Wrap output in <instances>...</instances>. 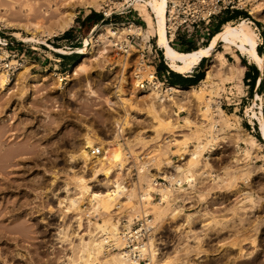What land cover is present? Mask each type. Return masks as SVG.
<instances>
[{
	"label": "rangeland",
	"instance_id": "rangeland-1",
	"mask_svg": "<svg viewBox=\"0 0 264 264\" xmlns=\"http://www.w3.org/2000/svg\"><path fill=\"white\" fill-rule=\"evenodd\" d=\"M60 1L62 0L0 2V51L6 50L0 57H6L9 53L6 59L27 61L25 71L15 69L7 76V72L0 69L2 76L5 75L0 85V206L3 204L6 209H10L23 203L21 208H24L22 211L18 209L20 212L15 216L21 219L28 217L26 223L29 226H26L32 227L35 240L41 241L40 245H31L36 247H31L30 250L26 249L27 244L30 245L26 241L22 248L12 240L8 241H12L16 247L1 241L0 247L8 250L3 254L5 259L8 257L7 264H30V258L20 259L17 256L28 252L30 257L31 253L36 255L35 251L40 249L41 255L38 256H41V264H81V251L73 248L77 245H71L78 244L80 238H87L91 231L95 235L100 234L95 226L96 222L102 223L105 218L115 220V215H118L126 223V219L131 220L140 213H149L154 224L151 236L154 256L146 261L148 264H264V134L257 122L258 116L264 118V20L258 17L259 14L264 15V0H242L234 12L225 11L217 18L218 22L221 17L233 12L230 22L236 23L241 17L249 21L248 24L257 33V43L261 47V53H258L263 56V68L250 61L234 45L226 47L222 41H215L212 51L204 58L202 69L205 72L212 52L220 51L226 61L234 65L232 78L217 85L212 81H198L195 85H202V92L191 97L189 102H183L181 108L170 100H159L152 94L158 107H161L162 117L171 118L176 125L171 130L163 125L159 133L154 131L156 123L146 113L147 107L144 105L152 97L148 95L150 91L139 86V82L148 77L151 67L142 64L143 68L137 73L141 76L135 77L133 65L138 60L137 51L122 52L118 45L108 43V50L100 54L99 43L86 61L79 60L82 51L90 46V39L98 38L100 32L106 31L103 25L110 24L108 22L112 20L113 24L110 25L117 26V22L119 26L124 20L132 19V16L135 25L141 24L140 31L134 32V40L144 43L149 37L153 45L159 47L158 53L165 58L162 47L157 44V36L147 29L142 12L135 6V0H96L100 3L98 8L85 6L77 0H67L69 5ZM126 3L135 9L123 14H113L91 27L88 22L81 21L88 14L91 18L99 13L104 15L102 11L108 13L110 9ZM37 4H40V17L44 21L41 20L42 27H15L14 23L17 21L23 22L30 18ZM251 6H255L258 11L256 14L248 11ZM60 7L62 10L73 11L71 24L56 34L45 37L41 32L39 36L41 28L49 29L52 25L55 27V19L58 21L62 15H58L59 12L62 13ZM146 8L153 15L148 5ZM237 11H241L242 15L235 17ZM46 17H51L54 21H48ZM7 21L12 24H6ZM217 22L214 21L213 24ZM124 26L128 27L127 24ZM14 30H19L21 35L15 36L12 33ZM178 38L180 42H168L175 49L190 50L207 44L211 36L203 40L200 36L197 39L183 35ZM16 39L22 42L16 44ZM12 40V43L3 45ZM57 57L59 59H55ZM157 62L159 63L158 60ZM71 67L74 69L68 78L67 70ZM167 67L171 69L168 65ZM246 67L256 70L253 87L245 77ZM34 73L39 75V79L33 81L35 84L32 86L31 74ZM190 73L191 71L180 74ZM217 73L220 74L218 71ZM61 76H64L62 80ZM258 78L261 79L260 83ZM115 89L120 91L119 96ZM207 97L213 102L209 111L204 113L201 109L206 104ZM217 106L223 109L228 124L218 121L210 128L208 126L212 118H219ZM185 116L193 119L191 126L182 124L181 118ZM210 133L217 139H210V146L202 150V163H199L198 168L196 166L197 170L193 171L191 181L181 172L175 171L177 176H181L180 181L185 182L174 190L162 188L163 193L170 195L171 199L165 203L156 202L150 192L153 189L151 178L164 171H172L177 164H183L189 156L188 148L197 143L199 136L205 138ZM248 134L261 142L253 149L250 147L249 151L245 149L248 148V141L241 140ZM88 138L91 139L90 145L102 146L101 154L90 155V145L85 143ZM179 139H183L188 146L183 147ZM117 142H120L119 145ZM81 148L89 156L87 162L82 161L79 156ZM111 149L115 151V159H110V162ZM103 155L110 162L104 166H110L112 172L106 173L101 168L93 174L95 163ZM167 157L172 163L159 173L157 167ZM120 161L122 165L119 168L116 163ZM144 161L147 165L143 172L138 173V166ZM78 178L80 181H77ZM176 178L178 177L175 176ZM115 181L120 182V188L125 192L132 188L135 195L129 200L124 194V198L113 199L107 212L103 207L98 208L101 209L100 212L92 210L95 200L91 197L99 194L107 196L114 188ZM82 185L85 186L84 190H89L82 192ZM143 186L150 195L147 201L142 202L138 194L145 190ZM78 194H81V209H72L71 212L64 210L67 205L66 197ZM155 206L165 207L162 218H155ZM11 212L6 214H12ZM96 212L99 213L98 216ZM7 218H12V215ZM77 220H80L79 225ZM10 222L12 225L13 221ZM10 222L7 224L10 225ZM62 228L66 232H60ZM18 232L13 233L22 237L23 233ZM106 248L91 264H102V258L110 257L111 252L118 250L115 244Z\"/></svg>",
	"mask_w": 264,
	"mask_h": 264
},
{
	"label": "bare ground",
	"instance_id": "bare-ground-1",
	"mask_svg": "<svg viewBox=\"0 0 264 264\" xmlns=\"http://www.w3.org/2000/svg\"><path fill=\"white\" fill-rule=\"evenodd\" d=\"M62 1H60V2H62V4H68V5L70 4L69 2H67V0H62ZM142 1H144V3L150 7L153 15L147 10L146 5H144V3ZM77 2L80 3V4H83L85 6L86 5H89V6H92V7H95V8H98V6H100V3L97 2L96 0H77ZM167 2H168V0H135V6L137 8H139L140 11L142 12V15H143L142 18H143V20L147 24V27H148L147 29L152 30V32H154L155 35L157 36V44L162 47V49L164 51V54L163 55L166 58V62L168 64V66L172 70H174L176 72H179V73H182V74L187 73V72H190L191 69L195 66V64L198 63L199 60H201L204 56L208 55V53L211 50L214 42L217 41V40L222 41L223 44H224V46H226V47H230L231 45H234L241 53L245 54L250 61H252L253 63H255L259 68H263V56L261 54H259L258 51H257V49H256V46L258 45V43H257V33L248 24L249 21L246 18H244V17H241L236 23H232L229 20L226 21V22H224L223 25H222V27H221V29L215 31L212 34L209 42L207 44L203 45V46H200V47H197V48L188 50V51H182V50L175 49L168 42L169 41V38L167 37V34H166V28L165 27H166ZM1 3H0V5H2ZM21 4L23 5V4H25V2L24 3H21ZM71 4H73V3H71ZM39 6H40V4L39 5L37 4V6H35V7L33 6L34 7L33 8V14L30 16V18L29 17L26 18V20L23 21V22L17 21L16 23H14L15 24V27L22 26V27H25L27 29H30V26H33V27H35L37 29L40 28V27H42V24H43L44 21L41 18L42 17L41 16V12H40L41 9L39 10ZM255 6H251L250 8L248 7V11L250 13L256 14V12H258V11L255 10ZM30 9H32V8H30ZM61 10L62 9L60 7V11ZM18 11H20V9ZM56 11H58L57 8H56ZM50 13H51V11H50ZM58 15H61V18L59 17V20L58 21L55 19V22H54L55 27H53V25H52V27L49 28V29H44V28L42 29L41 28L40 35L39 36H41V32H42V35H44L45 37H48L51 34H56L57 31L63 30L64 28L68 27L71 24V22L73 20V11H71V10L68 11L67 9L66 10L63 9L62 10V13L59 12ZM258 17L260 19L264 20V15H260L259 14ZM46 18H48V21H52V19H53L51 17H46ZM46 18H44V19H46ZM49 19H51V20H49ZM41 20L43 22H41ZM53 21H54V19H53ZM8 22L9 21H7L5 23L8 24V25H11L12 24V23H10V22L8 23ZM103 26L106 29V31L100 32L98 34V38L95 37L96 39L95 38L94 39L93 38L90 39V46L88 48H85L82 51L83 54L79 58L80 62L86 61V59H88L89 55H91L95 51V48H97L96 46L99 45V43L101 45V49H98V50L100 51V54H101V53H104V52H106L108 50L106 48L107 45H108V43L116 44L117 42L122 41V38H124V35H126L129 32L138 31L139 28H140L139 25H137V24L135 25L134 23H131L130 25H128V27L127 26H124L123 23H120L117 28L112 27V25H110V24H105ZM12 33L15 36H20L21 35L19 30H14ZM14 41L22 42L21 40H18V39L14 40ZM4 52L6 53V50L0 51V55L2 53H4ZM55 59H59V57H57ZM15 63H13L14 66H15V69H19V71H25V69L27 68V65H26L27 61L18 62V63L15 62ZM73 69L74 68L71 67V68H69L67 70L68 73H67L66 77H68V78L70 77V73L72 72ZM217 71L220 72L219 75H218ZM216 73H217V76H216ZM233 74H234V65H232L230 62L226 61L225 57L223 56V54L220 51H217V52L213 51L212 54H211V58H210V60L208 62V66L205 68L204 75L201 78V80H199V81L200 82L201 81L202 82L212 81L215 85H217V84H221L220 82H222L223 80L225 81V79H227V80L229 79L230 80V78H232ZM31 75H32L31 76L32 77V80H31L32 83H30V85L33 86L35 84V82H33V81L39 79L38 78L39 75L36 74V73L31 74ZM136 75H137V77H140L141 76L140 74H136ZM147 75H148L147 79L149 80L150 79V76H151V72H148ZM4 77H5V75L2 76V72H0V85H2V80H4ZM259 80H260V78L257 79V81H259ZM201 87H202V85H200V86L197 87L195 84L179 85V84H172V83L167 84L166 87H165V85H162L159 81L153 82L151 84V86L148 87L147 90H145V91H150V92H148V95H151L152 97L151 96H148V98L149 97H151V98L149 99V101L145 102L144 105H146V107H147L146 108L147 109L146 113L148 112L147 114L150 115V117H153V119H154V121L156 123L155 126H154V131H156V132L159 133L160 130L163 129V125H166L165 127L166 128H169L171 130L173 127L175 128L176 125H175V122H173V120L171 118H164V117H162V115L160 113L161 107H158V105L155 102V99L153 98V95L156 96V97H158L159 100H170L174 104L175 103H176V105L178 104V107L181 108L183 106L182 105L183 102H185V103H187V101L189 102V100H191V97H193L194 95H197L198 93L202 92L201 91V89H202ZM148 89H150V90H148ZM115 91H116V95L119 96L120 95V91L118 89H115ZM209 99L210 98H208V99L205 98V100H207V102L205 101L206 104H204L203 109H201L202 112H204V113L205 112L207 113L209 111L210 106H211L210 104L213 102V101H211ZM216 108H218V111L217 112L219 113V116H218L219 118H215V117L212 118V121H211L210 125L208 126L210 128L211 127H214L215 124H216V122H218V121L219 122H225V123L228 124V122H227L228 119H227L226 116H224L226 114H224L223 109L220 108V107H218V106ZM259 111H261V110L259 109ZM260 114H261V112H260ZM210 117H212V116H210ZM153 119H152V121H153ZM181 119H182V124H184V126H187L188 127V126H191V124L193 123V119H191V118H189L187 116H185V117H183ZM257 122L259 123V127H260L261 132L264 134V118H263V116H261V115L258 116V121ZM118 125H119L118 130L120 131L121 130V128H120L121 126H120L119 123H118ZM220 128H221V126H220ZM175 135L178 136V135H181V134H175ZM248 135H249V136H247L248 139H247V137L246 138L245 137L244 138H241L242 141H246V142L248 141L247 142L248 148H245L246 150H248L250 147L252 148L255 145H258L259 146L261 144V142L258 141L252 134H248ZM213 138H216V136H214V135L211 136V133L208 136L206 135L205 138H200V136H199V138H197V143L196 144H192L191 145V148H188L187 154L189 156H188V158H186V160L184 162H182L183 164H181V165L177 164L176 167H175V169H173L169 173H168V170L167 171H164L163 174L165 176L169 177V179H171V180H175V181L181 182L180 181L181 180V178H180L181 176L179 175L180 176L179 177V176H177V173H175V171H177V172H181L182 174H184V176H186L185 178H187L189 181H191V178L193 177V171L194 170H197L195 168H196V166L198 168V165L201 162L200 161V158H201L202 150L205 149V148H207L208 146H210V139H213ZM175 140H176V138L174 139V141ZM179 140L182 142L183 147H187L188 146L185 143V141H183V139H179ZM179 140H177V141H179ZM85 141H86L85 142L86 145H90L91 139L88 138ZM110 141H111V139H110ZM181 142H179V143H181ZM119 143L117 142L116 144L119 145ZM118 148H120V146ZM29 149H31V148H29ZM16 151H17V149H16ZM14 152H15V150H14ZM114 152L112 150V155H110V156H112V158H109V161H110V159H115ZM162 153H165V151L162 152ZM4 154H6V153H4ZM244 154H246V153H244ZM79 156L81 157L82 161H84V162H87L88 157H89L88 154H87V152H86V150L85 149H82V148L80 149ZM9 158H10V156H9ZM105 158H106V156L103 155L98 160V163L97 164L95 163V167L96 168H94V171L92 172L93 174H95L101 168H103L106 173H111L112 172V169L110 168V166H106V165L104 166L105 163H110L111 162V161L109 162V161L105 160ZM170 163H172V160L169 157L165 158L164 161L161 163V165H159L157 167L158 172L159 171H163L162 168L169 167L170 166ZM4 165H5V163H4ZM116 165H117V167L120 168L121 165H122L121 161L118 162V163H116ZM146 165L147 164L145 163V161L142 162V163H140L139 166H138V171H139L138 173H140L141 171L143 172V170L145 169L144 166H146ZM151 173H153V172H151ZM194 175H196V174L194 173ZM175 176L178 177V178L175 179ZM82 179L83 178H81V181H83ZM77 181H80V179L77 180ZM119 183H120L119 181H115L113 183L114 188L112 190H110V194H108L107 196H101L99 194V195H94L93 197H91V199L94 198V200H95V205L93 204L94 207L92 208V210L94 209L95 211L97 210L98 212H100L101 209L98 210V208H100V207L102 208L103 207V208H106L105 211L107 212L109 210V209L107 210V208L112 203L113 199L121 198V197H123V194H124V197H126L129 200V199H131L135 195V191L132 188L129 189L127 192H125L123 189L120 188ZM187 183H188V181H187ZM81 187H83V185ZM81 187L79 186V189L80 190H81ZM84 187H83V190H81L82 192L83 191L86 192V191L89 190V189L88 190L87 189L84 190ZM163 189H166V187L163 188ZM167 189H169V188H167ZM165 192H166V190H165ZM138 195L140 197L139 199H142V202H143V200H146L147 201V199L149 198V195L150 194H149V191L145 189L144 192L142 191V193H139ZM91 196H92V194H91ZM80 197H81V194H78V195H75V196H71V197H68V198L66 197L65 200H67V205H65L66 207L64 208V210H66L68 212H71L72 209H76V210L81 209L79 207V202H80V199H81ZM62 201H64V199ZM2 205L0 206V242L3 241L5 243H8V245H10V244H12L11 242L14 241L15 244H16V246L22 248V246H25L26 245L23 242L26 241V243H29L30 244V245L27 244V246H26V249H29V250L32 249V248L35 249V247H36V246L33 247L31 245H40L41 244V241L39 242V241L35 240V236L36 235H34L35 233L33 232L32 227H27L26 226V224H27L26 222L28 220V217L25 218V219L24 218L21 219V218H18V216H15V215H17L18 212L22 211V209L24 208V207L21 208L23 206V203H18L15 208L13 206L10 209H6L5 206H2ZM155 208H156V216H155L156 219L157 218H160L161 216H163L165 214V207H162V206H157L156 207L155 206ZM18 209H20V211ZM8 211H12L11 212L12 214H6ZM82 211H83V209H82ZM98 212H96L97 213L96 214L97 216L99 214ZM173 212H175V211H172V213ZM11 215H12V218H7V217H9ZM21 216H23V215H21ZM78 217L79 216H77V218ZM5 218H6V220H5ZM188 220H190V219H188ZM6 221L7 222L8 221L9 222L10 221H13L12 222L13 224L11 225V222H10V225H9V223L7 224ZM79 221H78V225H79ZM3 223H5V225H3ZM95 226H96L97 230H99L101 232V233L99 232L100 234H96L95 235L91 231V232L88 233L87 238H85V239L84 238H80L81 240L79 239L80 241H79L78 244H75L74 243V245L73 244L71 245V246L77 245V246H75L73 248H77L78 251L79 250L81 251V253L79 254L80 255L79 258H81V264H91V261L92 260L97 259L98 257H100V254L102 253V251H104L103 250L104 247L105 248L106 247L107 248L109 247L108 246L109 243L107 241L110 240V239L113 240V243L110 240L111 243H112L111 246L115 244L116 247L120 248V246L122 244V237L119 234V230H118L119 229V227H118V220H113V219L111 220L110 218H105L102 221V223L96 222ZM23 227H25L27 230L25 228H23ZM14 231H19L18 233H21V234L23 233L22 234V237L17 236L16 235L17 233L14 235V233H13ZM59 231L60 232H64L65 230H63V228H62V231L61 230H59ZM11 233H13V234L11 235ZM61 236L62 235H60V237ZM8 240H12V241L9 242ZM152 243H153V241H152V238L150 237L149 238V245H148V251L150 253L149 259H152V257L154 256L153 255L154 254V251L152 249ZM15 244L13 243L12 245L15 246ZM28 246H30V247H28ZM4 251H5V249L1 246L0 247V264H7L6 259L8 260V257L5 259L6 256L3 255V254L4 253H7L8 250H6L7 252L6 251L4 252ZM9 252H11V251H9ZM35 252L37 254L36 255H33V253H31L30 254V257L27 254L28 252H26L25 254L24 253H20L19 254L20 256H17V258H20L21 257L20 259H22V257H27L28 259L30 258V261H31V262L29 261L30 264H41V256H38V255H41V249L38 250V251H35ZM18 253H16V254H18ZM109 256L110 257H107L105 259L102 258L101 261H103V263H105V264H141L140 262H138L136 260L124 259V257L120 253V250L111 252V254ZM72 259H73V257H72ZM72 259L70 261H72ZM98 263H99V260H98ZM148 263L149 262H146V264H148Z\"/></svg>",
	"mask_w": 264,
	"mask_h": 264
},
{
	"label": "built area",
	"instance_id": "built-area-1",
	"mask_svg": "<svg viewBox=\"0 0 264 264\" xmlns=\"http://www.w3.org/2000/svg\"><path fill=\"white\" fill-rule=\"evenodd\" d=\"M242 0H168L167 10H166V34L169 38L170 43L174 41H181L178 37L185 36L187 38L197 39L200 36L201 40L207 39L208 36H212L214 24L217 22V18L220 17L225 11H233L239 7ZM134 6L129 3L126 5H121L116 7V9H110L107 12L102 11L104 15L99 21L110 18L113 14H123L132 10ZM135 9V8H134ZM134 16L130 20H124L122 23L130 25L134 23ZM108 23L113 24L110 20ZM96 24V23H95ZM93 24L92 26H94ZM112 27H118L117 22ZM141 27V24H138ZM134 32H129L126 34V38L122 41L117 42L114 45H118L122 52H130L132 50L137 51L136 64L133 65V72L135 77L140 69L143 68L142 64L151 67V76L148 80L143 79L139 82L140 88L147 90L148 87L155 81H159L162 85L169 84L167 81V75L169 70L165 72L158 73L157 65L160 61L161 55L158 53L159 47L153 45L148 37L144 43H139L134 40ZM13 41L3 44L8 45ZM19 41H15L16 44ZM161 50V49H160ZM6 57H0V69L7 72V76L13 73L15 70L14 62H19L18 58L6 59ZM165 60V58H163ZM146 63V64H145ZM64 76L60 77L62 80ZM249 80V79H248ZM150 90V89H148ZM89 152L92 156H97L103 152V148L99 144H94L89 146ZM170 170H168V173ZM185 181H175L169 179V177L164 174L154 175L151 178L150 184L153 189L150 191L152 193L153 199L158 203H165L171 199L170 195H165L162 188H175L181 187ZM144 189L146 188L143 186ZM145 191V190H144ZM143 191V192H144ZM142 193V192H141ZM118 206V205H117ZM115 220H118L119 234L122 237V244L118 250H120L121 255L124 259L136 260L138 262H144L149 260V238L153 235L154 224L152 223V218L149 217V213H140L134 215L131 220L126 219V223L123 222V217L115 215ZM109 246H111V241H107ZM114 246L112 247V249Z\"/></svg>",
	"mask_w": 264,
	"mask_h": 264
},
{
	"label": "trees",
	"instance_id": "trees-1",
	"mask_svg": "<svg viewBox=\"0 0 264 264\" xmlns=\"http://www.w3.org/2000/svg\"><path fill=\"white\" fill-rule=\"evenodd\" d=\"M232 13L227 14L226 16L221 17L219 19V21L214 25L215 31H217L220 28L221 24H223L224 22H226L227 20H229V19H231L233 17V14ZM243 14H244V12H243ZM240 15H242V12L241 11H237L236 14H235V17L236 16H240ZM101 18H102V14H100V13L97 14V15H95L93 18H91V16L88 14L85 17H83L81 21L88 22L89 23V26L91 27L97 20H99ZM65 34H68V33H65ZM212 49H213V47L211 48V50L209 51V53L212 51ZM257 50H258L259 53H261V47L259 45H257ZM182 51H188V50H182ZM202 60L204 62V57L201 59V62H202ZM165 68H167L169 70V73H168V76H167V81L169 83H172V84H175V83H178L180 85L195 84V83L198 82V80L200 78L203 77V74H204V71H201V73L195 74L192 77V79L187 80L186 79L187 77H184L186 80H184L183 82H179L175 78V76L176 75L181 76V77H183V76L180 73H176V72L172 71L171 69H169L167 67L166 63H164V60H163L162 54H161L160 61H159L158 65H157V72L160 73ZM245 77H247L249 79V82H251L252 87H253V85H254V83L256 81V70L254 68H252L251 70L248 68V70H246ZM260 81H261V79L258 81V83H260Z\"/></svg>",
	"mask_w": 264,
	"mask_h": 264
},
{
	"label": "crops",
	"instance_id": "crops-1",
	"mask_svg": "<svg viewBox=\"0 0 264 264\" xmlns=\"http://www.w3.org/2000/svg\"><path fill=\"white\" fill-rule=\"evenodd\" d=\"M100 20V19H99ZM99 20H97L95 23H97ZM133 21H135V20H133ZM94 23V24H95ZM135 23V22H134ZM140 24V23H139ZM204 58H205V56H204ZM167 63V62H166ZM203 60H202V62H201V60H199L198 61V63L197 64H195V66L192 68V70H191V73L190 74H188V75H182L183 77H181V76H178V75H176L175 76V78L179 81V82H183L184 80H189V79H192V77L195 75V74H197V73H201V71H203V69H202V65H203ZM168 65V64H167ZM166 70H168L167 68H165V69H163L161 72H165ZM246 70H248V67H246ZM182 74V73H181ZM168 76V75H167ZM184 77H187L186 79L184 78ZM199 80H201V78L199 79ZM198 80V81H199ZM175 84H178V83H175ZM196 84V83H195ZM180 85V84H179Z\"/></svg>",
	"mask_w": 264,
	"mask_h": 264
}]
</instances>
